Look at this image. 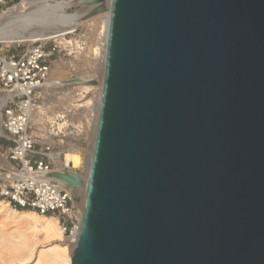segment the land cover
Listing matches in <instances>:
<instances>
[{
  "label": "water",
  "instance_id": "water-1",
  "mask_svg": "<svg viewBox=\"0 0 264 264\" xmlns=\"http://www.w3.org/2000/svg\"><path fill=\"white\" fill-rule=\"evenodd\" d=\"M89 4L85 20L107 9L105 0ZM52 16L36 10L10 26L50 33L60 26ZM54 176L73 191L83 183L73 172ZM69 257L264 264V0H111L83 219Z\"/></svg>",
  "mask_w": 264,
  "mask_h": 264
},
{
  "label": "built area",
  "instance_id": "built-area-1",
  "mask_svg": "<svg viewBox=\"0 0 264 264\" xmlns=\"http://www.w3.org/2000/svg\"><path fill=\"white\" fill-rule=\"evenodd\" d=\"M10 1L0 0V7ZM50 56L41 43L19 53L0 51V94L11 95L1 114L0 199L16 210L57 216L66 238H78L83 210L74 191L54 175L68 171L84 177L78 168L62 167L51 144L37 150L31 132L35 99L49 79Z\"/></svg>",
  "mask_w": 264,
  "mask_h": 264
},
{
  "label": "rangeland",
  "instance_id": "rangeland-1",
  "mask_svg": "<svg viewBox=\"0 0 264 264\" xmlns=\"http://www.w3.org/2000/svg\"><path fill=\"white\" fill-rule=\"evenodd\" d=\"M21 1L14 2L12 0L7 7H0V14L12 9ZM83 6H69L65 12L67 14L82 12ZM28 12L29 10L26 9L23 13ZM104 19L105 14L97 15L88 20L82 17L77 20V26L72 33L44 42H35L43 44L51 54L49 79L40 90V94L37 95L34 103L36 109L32 118L31 132L36 138L37 150H40L43 144L49 143L54 152L59 153L63 159L64 155L68 153L66 150L75 149L81 160V165L76 169L83 177L87 175L86 163L90 160V146L94 141L95 101L100 90L95 87L92 90L83 91L79 90L78 84L68 82L72 79L99 80L101 62L97 50L101 47V31H103ZM29 45V43L0 44V51L19 53ZM90 77L93 79L90 80ZM51 83L60 87L55 88ZM3 95L0 94V98ZM2 108H0L1 114ZM76 195L80 199L77 193ZM0 202L7 204L2 199ZM8 208L11 207L8 206ZM49 217L56 218L59 227L63 230L62 221L57 216L50 215ZM17 229L19 227L15 223L8 222L6 217L0 213V264H45L39 257L43 249H48L54 244L68 245L66 238L68 233L64 234V231L63 240L57 242H45L42 237H38L39 242L33 246L31 254L20 258L13 253L14 246L9 244L15 242L14 235Z\"/></svg>",
  "mask_w": 264,
  "mask_h": 264
},
{
  "label": "bare ground",
  "instance_id": "bare-ground-1",
  "mask_svg": "<svg viewBox=\"0 0 264 264\" xmlns=\"http://www.w3.org/2000/svg\"><path fill=\"white\" fill-rule=\"evenodd\" d=\"M91 0H71V1H59V0H22L18 5H14L12 9L0 14V44H21L29 43L33 45L35 42H44L49 39H56L72 33L76 26L77 20L81 19L85 14L93 10V6L89 4ZM111 0H105L106 11L105 19L103 21V26L101 31V47L97 50L100 55V75L98 81H93L94 84H78L79 90L89 91L97 87L100 90L99 96L95 101L96 113L94 116V141L90 146V160L86 163V177L82 178L81 188L74 191L75 198L79 202L82 210L85 205L86 197V188H87V179L91 167L92 155L94 151L97 122L99 115V108L102 96V87L104 81V72H105V58H106V49H107V38H108V28H109V8ZM84 5L82 12H75L73 14H67L65 10L69 6H78ZM82 7V6H81ZM29 10L28 13L36 10H51L53 12V19L58 20L60 24L59 27L52 29V32H41L40 29H31L30 24L26 26H18L12 28V23L27 15L28 13H23L24 10ZM101 15V14H100ZM91 19V18H90ZM88 20V19H87ZM44 30V29H43ZM98 55V58H99ZM92 77V76H91ZM90 77V80H92ZM81 80V79H79ZM82 82H87L83 81ZM47 82V81H46ZM55 88L60 86H55V83H51ZM78 90V89H77ZM11 98L9 93L4 94L0 98V108L3 107L6 101ZM88 103V102H87ZM86 103V104H87ZM85 104V105H86ZM89 105V104H88ZM36 107L33 108V114ZM1 111H0V126H1ZM68 153L64 155V158L61 159L60 155H57L59 164L62 167H67L69 170L76 169L81 165V160L78 157V153L75 149L66 150ZM76 193L80 196V199L77 198ZM0 213L6 217L7 221L10 223H15L19 229H17L14 235V241L10 242L14 246L13 253L17 254L20 258L29 256L31 254L32 248L35 244L39 242L38 237H42V240L45 242H57L63 240V230L58 225V221L54 217L39 215L33 211L28 210H16L13 208H8V205L0 202ZM79 238V237H78ZM78 238H68V245L62 244L50 246L48 249H43L40 252V259L44 261L45 264H71L69 254L72 252L74 247L78 242ZM7 247V246H6Z\"/></svg>",
  "mask_w": 264,
  "mask_h": 264
},
{
  "label": "trees",
  "instance_id": "trees-1",
  "mask_svg": "<svg viewBox=\"0 0 264 264\" xmlns=\"http://www.w3.org/2000/svg\"><path fill=\"white\" fill-rule=\"evenodd\" d=\"M14 2H18L19 0H13Z\"/></svg>",
  "mask_w": 264,
  "mask_h": 264
}]
</instances>
